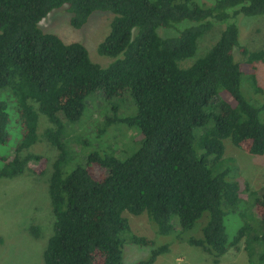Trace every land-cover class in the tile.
I'll use <instances>...</instances> for the list:
<instances>
[{
  "label": "trees",
  "instance_id": "trees-1",
  "mask_svg": "<svg viewBox=\"0 0 264 264\" xmlns=\"http://www.w3.org/2000/svg\"><path fill=\"white\" fill-rule=\"evenodd\" d=\"M64 5L74 28L94 11L113 13L110 31L98 45L99 53L115 58L107 67L94 62L83 43L65 42L39 27L50 11ZM240 13L263 15L264 0H0V143L11 137L10 115L18 129L12 152L0 156V178L19 176L33 170L31 161L46 160L29 150L40 140V115L51 123L43 136L59 152L48 186L55 222L44 264H120L119 234L132 231L124 212L147 213L158 233H174L176 240L187 236L214 262L239 248L244 236L264 245V193L255 199L260 233L246 234L243 226L228 239L222 205H236L241 186L227 179L228 171L213 170L225 154V139L250 154H264L261 110L241 91L247 70L255 90L264 94L256 74L264 49L240 44ZM216 22L225 24L218 39L182 66ZM159 28L178 32L163 37ZM237 48L244 59L236 58ZM98 90L110 112L102 121L105 127L112 122L136 126L142 143L123 159L94 151L68 170L76 154L63 138L66 124L82 117L87 98ZM128 95L136 114L113 115L120 110L115 100ZM204 213L201 236L187 234ZM31 231L40 235L36 225ZM131 239L154 244L146 236ZM168 250V244L155 247L138 264H153ZM259 260L264 261V251Z\"/></svg>",
  "mask_w": 264,
  "mask_h": 264
},
{
  "label": "rangeland",
  "instance_id": "rangeland-1",
  "mask_svg": "<svg viewBox=\"0 0 264 264\" xmlns=\"http://www.w3.org/2000/svg\"><path fill=\"white\" fill-rule=\"evenodd\" d=\"M201 1L210 3L213 0ZM113 16L109 11L97 10L81 28H74L70 24L71 13L68 5H64L50 11L39 22V27L44 32L59 35L65 42L83 43L91 59L102 67H107L115 58L99 53L98 45L109 33ZM236 19L240 30V44L250 50L264 49V14L246 16L240 13ZM224 27V23L216 22L199 38L195 56L182 61L181 65L188 66L204 55L218 39ZM158 31L163 37L178 32L175 28H159ZM235 55L237 59H244L238 48L235 50ZM256 66L258 85L264 89V61H258ZM241 91L250 103L260 108V116L264 120V94L255 90L247 70H243ZM115 101L120 105V110L113 115L123 118L136 114L135 102L129 95L123 100ZM106 103L102 92L98 90L87 98L82 117L74 123L67 122L63 138L76 154V158L73 159L76 163L71 162L68 170L78 163H83L87 155L94 151L102 155L113 153L123 159L140 147L142 137L136 126H128L124 122H112L105 127L102 121L110 113ZM40 117V140L29 150L43 155L46 160L31 161L30 166L33 170L28 169L19 176L0 178V264H44L43 252L53 234L55 216L52 212L48 186L53 164L59 152L43 136L45 129L51 123L45 115ZM8 129L11 137L7 143H0V156L11 153L17 141L16 118L12 115L9 118ZM198 142L199 135L196 132V148ZM224 145L225 154L213 170L228 171L227 179L241 186L240 201L236 205H228L225 202L222 205L225 212L226 234L228 239H231L241 227L247 226L246 234L257 235L260 233L262 221L255 211V199L256 194L264 193V154H250L236 147L230 139H225ZM44 168L43 174H36ZM124 216L129 219L132 231L123 230L119 234L122 240L120 264H138L145 261L150 257L153 248L166 244L169 245V250L160 254L153 264H264V261L261 263L259 260L264 245L251 244L247 236L243 237L239 248L232 247L218 262H214L202 248L190 245L186 241L187 236L184 235L183 239L176 240L174 233L169 235L158 233L156 225L147 213L133 215L124 212ZM207 218L208 213H204L187 234L201 236V229ZM174 221L176 229H179L175 218ZM33 225L39 228L38 237L31 231ZM133 234L149 237L154 244L136 243L131 239Z\"/></svg>",
  "mask_w": 264,
  "mask_h": 264
}]
</instances>
